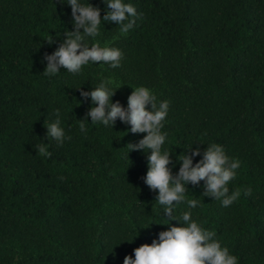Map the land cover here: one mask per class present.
Returning a JSON list of instances; mask_svg holds the SVG:
<instances>
[{
	"label": "trees",
	"instance_id": "obj_1",
	"mask_svg": "<svg viewBox=\"0 0 264 264\" xmlns=\"http://www.w3.org/2000/svg\"><path fill=\"white\" fill-rule=\"evenodd\" d=\"M126 2L141 14L133 28L120 35L115 22L102 23L98 37L122 50L120 67L96 62L50 78L43 56L72 30L70 6L0 0V264H123L167 228L157 224L167 218L158 190L143 181L147 153L127 157L125 146L145 133H131L119 119L114 129L90 124V117L80 132L90 98L79 104L75 88L89 91L109 75L121 86L113 102L126 107L141 85L158 102L169 101L162 130L173 175L176 157L191 144L203 151L218 143L239 159L228 185L230 193L241 189L233 204L203 196V180L189 183L186 195L201 200L193 218L215 231L239 264H264V0ZM90 3L103 17L101 0ZM55 108L72 139L59 145L49 138L46 157L38 147L47 143L44 121ZM185 210L182 203L175 214Z\"/></svg>",
	"mask_w": 264,
	"mask_h": 264
},
{
	"label": "clouds",
	"instance_id": "obj_2",
	"mask_svg": "<svg viewBox=\"0 0 264 264\" xmlns=\"http://www.w3.org/2000/svg\"><path fill=\"white\" fill-rule=\"evenodd\" d=\"M101 2L106 6L103 17L100 15L102 9L90 3V0H60L61 4L70 6L72 30L65 29L63 42L51 54L43 56V61H47L42 72L45 76H56L61 68L76 75L83 66L96 62H102L101 66L106 64L111 69L120 67L123 52L111 46V42L98 39L101 24L115 22L119 34L126 35L141 14L134 4L126 0ZM56 35L59 37L60 33ZM47 41L53 43V37ZM118 83L109 75L101 77L99 83L89 91L83 90L82 85L75 88L80 90L82 99L78 100L79 104L90 98L85 118L79 120L80 132L86 134L85 122L90 117V124L114 129L119 119L121 123L130 125L128 131L131 133H145L137 142L125 146L128 149L127 157L133 150L147 153V172L143 181L150 190H158L155 201L167 216L163 222L157 223L167 225V228L160 231L150 244L144 243L134 248L133 254L125 255L123 264H239V257L229 247L222 245L215 231L205 228L193 218L191 209L197 208L201 200L188 199L186 195L189 183L196 185L203 180V196L220 200L224 207L233 204L240 197L241 189L230 193L228 185L237 175L239 159L229 157L218 143L207 144L203 151L200 147L193 148L191 144L183 155L176 157L179 170L173 175L172 169L176 166L172 162L173 152L165 147L168 133L162 130L169 111V101L158 102L155 92L141 85L132 87L125 107L119 101L112 100L116 90L121 87ZM52 117L48 122L44 121L47 143L41 139L42 143L38 147V152L46 157L51 156L48 151L49 138L59 145L72 139L63 126L59 108L53 109ZM196 156L202 158L194 163ZM243 191L245 195L250 194V189ZM182 203L186 204L188 210L177 216V205ZM171 221H177L178 224L174 225Z\"/></svg>",
	"mask_w": 264,
	"mask_h": 264
}]
</instances>
